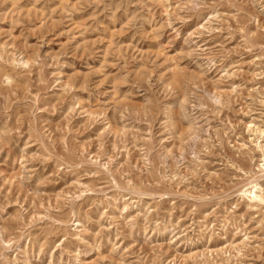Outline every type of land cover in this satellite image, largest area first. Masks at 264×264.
<instances>
[{"label":"rangeland","instance_id":"374dc122","mask_svg":"<svg viewBox=\"0 0 264 264\" xmlns=\"http://www.w3.org/2000/svg\"><path fill=\"white\" fill-rule=\"evenodd\" d=\"M264 0H0V264H264Z\"/></svg>","mask_w":264,"mask_h":264},{"label":"bare ground","instance_id":"6f19581e","mask_svg":"<svg viewBox=\"0 0 264 264\" xmlns=\"http://www.w3.org/2000/svg\"><path fill=\"white\" fill-rule=\"evenodd\" d=\"M259 147L264 152L263 145L260 144ZM258 166V172L261 176H264V163ZM256 179L257 177L251 182V187L241 191L243 199H247L251 206L257 203L264 204V187Z\"/></svg>","mask_w":264,"mask_h":264}]
</instances>
